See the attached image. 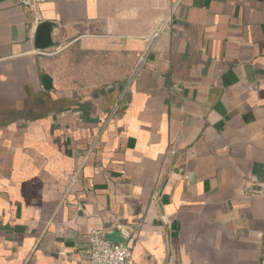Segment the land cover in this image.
Returning <instances> with one entry per match:
<instances>
[{"label":"crops","instance_id":"0c3cea01","mask_svg":"<svg viewBox=\"0 0 264 264\" xmlns=\"http://www.w3.org/2000/svg\"><path fill=\"white\" fill-rule=\"evenodd\" d=\"M94 228L260 264L264 0H0V264H88Z\"/></svg>","mask_w":264,"mask_h":264},{"label":"built area","instance_id":"2783aa9c","mask_svg":"<svg viewBox=\"0 0 264 264\" xmlns=\"http://www.w3.org/2000/svg\"><path fill=\"white\" fill-rule=\"evenodd\" d=\"M19 5L30 10L38 12L41 3L44 0H17ZM175 9V4L172 5L171 10ZM170 18L163 21L160 29H163L170 22ZM80 168V167H79ZM70 176V183L67 187L65 195L73 192V188L77 183L80 175V169ZM64 195V198H65ZM126 234V233H124ZM105 230L102 228H94L89 234V260L88 264H129L133 256V244L131 240L124 242H113L105 238ZM260 264H264V255Z\"/></svg>","mask_w":264,"mask_h":264},{"label":"water","instance_id":"95a60500","mask_svg":"<svg viewBox=\"0 0 264 264\" xmlns=\"http://www.w3.org/2000/svg\"><path fill=\"white\" fill-rule=\"evenodd\" d=\"M50 26H51L50 22L41 23L39 27L38 39H37L38 47L45 48L51 44V35L49 31ZM43 85L45 89L53 88L52 78L50 77L49 74L44 75ZM104 236L106 239L113 241V242H124L125 241V237L121 235L120 232L118 231L105 232Z\"/></svg>","mask_w":264,"mask_h":264},{"label":"rangeland","instance_id":"374dc122","mask_svg":"<svg viewBox=\"0 0 264 264\" xmlns=\"http://www.w3.org/2000/svg\"><path fill=\"white\" fill-rule=\"evenodd\" d=\"M58 60H59V62H58V67L60 68V67H61V56H60V55H59V57H58ZM119 67L124 68L125 65H124V64H123V65H120V64H119Z\"/></svg>","mask_w":264,"mask_h":264}]
</instances>
